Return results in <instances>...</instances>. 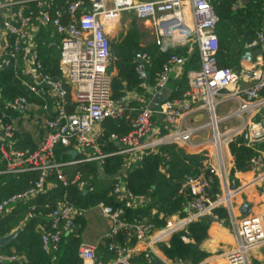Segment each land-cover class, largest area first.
<instances>
[{"label": "built area", "instance_id": "2783aa9c", "mask_svg": "<svg viewBox=\"0 0 264 264\" xmlns=\"http://www.w3.org/2000/svg\"><path fill=\"white\" fill-rule=\"evenodd\" d=\"M32 2L36 4L37 12L29 9ZM125 14L148 24L153 30L156 46L162 51L187 48L188 54L195 53L197 60L174 54L163 65L158 89L168 87L172 75L180 70L185 71L183 76L187 79L188 89L182 99L168 101L157 110L147 107L139 111L128 135H112L111 140L121 147L119 155L137 162L160 145L179 147L178 142L189 143L192 132H182L177 127L194 109L205 108L212 115L213 145L222 165L219 171L212 166L210 168L219 177L223 190L222 195L212 202L207 197L209 184L204 177L187 178L181 192H189L193 197L186 209L188 216L171 218L164 229L157 231L153 225L135 226L136 247L130 250L111 245L110 251L117 255V259L107 264H132L135 256L144 253L139 250L147 243L151 242V246L145 252L153 250L154 245L168 242L188 225L212 217L219 208L226 209L235 238L234 247L224 254L225 260L228 264H252V252L264 247V212L248 216L237 212L234 198L239 191L230 187L223 158V141L228 148L233 138L243 136V144L254 148L264 142V121L253 120L233 136L221 135L214 112L216 99L225 91L243 95L248 102L264 106V31L258 32L252 44L244 47L247 51L261 50L260 63L236 71L221 68L217 59L219 18L210 0H71L65 14L58 8L56 0H0V72L8 68L21 69L23 87L40 101L26 96L6 101L0 93V164L5 166L0 170V176L40 173L38 181L29 190L0 200V217L10 215L18 203L44 193L47 186L51 188L52 185L46 184L54 173L64 188L77 186L85 193L89 189L80 175L69 177L63 169L78 162L59 164L55 151L58 146L72 147L71 152H76L77 156L84 155L86 162L103 164L107 158L98 144L101 127L109 119H122L128 101L125 98L120 101L112 99V76L108 72L112 64L113 30ZM42 29H52L61 38L59 68L63 79H53L44 72L37 48ZM136 59V70L145 88L148 79L146 67L151 57L143 53ZM132 111L135 110L129 112ZM156 117L163 119L168 135L161 136V127L154 122ZM26 128L45 131L34 152L19 149L21 140L17 134ZM205 156L209 158L206 153ZM252 164L259 169L264 167V152L253 159ZM89 191L92 192L93 188L90 187ZM114 194L129 209L141 207L146 202L144 197L134 196L123 182L114 187ZM97 208L110 225L107 237L113 238L127 227L123 221V208H113L104 203ZM86 214V210L76 208L67 200L57 202L49 217L50 230H44L41 236L43 250L56 252L62 237L72 233L76 220ZM32 217L29 214L13 233H18ZM96 251L97 246L83 243L79 249L82 264H103L97 260ZM17 261V256L3 254L0 250V264ZM161 264L172 263L162 261Z\"/></svg>", "mask_w": 264, "mask_h": 264}, {"label": "trees", "instance_id": "16d2710c", "mask_svg": "<svg viewBox=\"0 0 264 264\" xmlns=\"http://www.w3.org/2000/svg\"><path fill=\"white\" fill-rule=\"evenodd\" d=\"M33 1V0H28ZM58 8L65 14L71 0H56ZM155 1V0H137ZM211 5L219 18L216 34L219 39L218 64L221 68L239 70L240 59L245 52L244 45L248 42V33L252 40L260 31H264V0H210ZM29 9L36 12V4L29 3ZM123 36V35H122ZM143 35L138 29L137 19L134 18L124 37L116 46L113 54L109 74L112 76V99L120 101L128 99L126 111L122 119L107 120L102 125L98 144L104 154L107 155L104 163L86 162L84 155H78L73 159L71 148L58 146L55 158L59 164L75 165L64 167L69 177L80 175L83 182L93 188L86 193L77 186L64 188L57 180L56 174H52L44 193L34 199L18 203L13 212L8 216L0 217V239L9 237L19 228V225L29 214L33 217L18 231L15 241L2 250L3 254L17 256L19 261L7 264H82L79 257V249L83 242L86 228L85 218L76 220V227L69 235H64L58 250L47 253L43 250L42 233L50 230L49 217L59 201L67 200L76 208L90 210L104 203L113 208H123L125 215L123 221L127 227L122 229L117 236L105 237L97 246L96 257L99 262H107L117 259V255L110 251L111 245H120L133 250L137 245L134 228L137 225H153L155 230L164 229L168 221L178 216H188L186 209L193 197L189 192H181L183 183L187 178L204 177L209 184L207 197L212 202L222 195V185L219 177L205 164L208 158L203 154H188L174 144H163L156 151L142 157L135 168L129 171L119 181V176L126 168L127 163L133 160L119 155L121 147L111 140L112 135L124 137L132 131L137 114L144 108L151 107L153 91L157 88L158 79L163 65L176 54L194 58L189 55L187 49H176L164 52L158 48L155 41L144 47ZM56 41V46L51 43ZM61 38L52 29H42L38 36V50L44 65V72L53 79H63L59 68L61 52L59 49ZM147 53L151 60L147 66V87H143L137 72V55ZM22 70L13 68L0 72V93L6 101L26 96L38 101L22 85ZM185 75L176 82L171 100L182 99L187 91ZM133 95L129 98V95ZM40 102V101H38ZM162 105V104H160ZM159 107V106H158ZM157 107V108H158ZM156 108V110H157ZM135 110L129 112L130 110ZM256 121H262L258 118ZM154 122L161 127V136L168 135L163 129V119L154 118ZM216 128V124H214ZM45 135L44 130L38 128L22 129L17 138L21 140L19 149L34 152ZM216 132V138L218 137ZM243 136L233 138L229 144L231 155L234 159V168L230 173L229 181L232 186L238 185L235 179L236 173H248L256 169L252 160L264 152V142L254 148H248L244 144ZM5 166L0 164V170ZM39 172H31L23 175L0 176V200L29 190L39 179ZM123 182L130 192L136 197H144L146 202L141 207L129 209L125 203H121L114 194V187ZM212 218L218 222L230 226L229 215L224 208L216 209ZM211 222L203 218L187 226L186 229L175 233L166 243L158 244L159 250L172 264H203L208 257L203 245L208 240ZM132 264H159L156 257L150 252L137 255L131 261ZM107 264V263H106Z\"/></svg>", "mask_w": 264, "mask_h": 264}, {"label": "crops", "instance_id": "0c3cea01", "mask_svg": "<svg viewBox=\"0 0 264 264\" xmlns=\"http://www.w3.org/2000/svg\"><path fill=\"white\" fill-rule=\"evenodd\" d=\"M21 1H26V0H21ZM145 25L149 26L148 24ZM141 34L144 36L143 44H142L144 47H147L149 44H152L155 41L153 30L151 27L149 33L147 31L145 32L142 31ZM124 35L125 33L123 34L122 37H124ZM54 43H56V41H53L51 43V46H56L54 45ZM179 49H187V48H179ZM194 54L190 52L191 56ZM195 57L194 58L190 57V58L195 60ZM261 60H262L261 50L259 49H252L249 51L245 50L244 54L240 59V66L242 68H251L253 67L254 64L260 63ZM181 72L182 70L172 75L171 82L168 85V87L171 88L172 90L174 89L175 83L179 82L183 77V74L185 73V71H183L182 73ZM187 88H188V82H187ZM157 89L158 86L153 91V101L151 106H153L156 103V99L159 95ZM162 93H165V91L163 92L162 90ZM129 96H130L129 98H131L133 95L131 94ZM251 105L253 106L251 107ZM214 115L217 120V129L219 133L221 135L233 136L236 133H240L243 129H245L246 124H248L253 120H257L258 118H260L262 121H264V106L260 104H253L248 102L246 100V97L243 95H234L232 91H225L222 94V96L216 99V107H215ZM211 122H212V115L207 109L196 108L192 113L185 116V118L178 125L177 129L182 132H192V137L188 141L189 143H184V146L186 147H183L182 149L188 154H199L201 151H204L203 155H205L206 153L209 157L205 166L206 167L212 166L213 168L219 171L221 170L222 165L220 163V159L217 156V150L213 145L215 133ZM223 158L229 179L230 173L234 168V159L231 155L229 147L223 150ZM235 179L238 185L232 186L230 184V187L232 190L238 189L239 191L234 198V204L237 209V212L241 214L242 207L247 205L250 207L251 214L263 213L264 212V167L260 169L256 168L254 171L248 173H236ZM86 228H87V223H86ZM208 235L209 238L203 245L205 251L208 253V257L203 262V264H228L224 258V254L228 250L232 249L235 244L234 232L232 229L231 222H230V226H225L224 223L218 221L215 223L211 222V227L209 229ZM105 237H106L105 235L100 236L95 241H92L89 238L87 239L84 231L83 242L88 245L98 246V244ZM10 245L4 248L0 246V250L2 251L3 249L9 247ZM251 260H252V264H264V247L253 251L251 254Z\"/></svg>", "mask_w": 264, "mask_h": 264}, {"label": "rangeland", "instance_id": "374dc122", "mask_svg": "<svg viewBox=\"0 0 264 264\" xmlns=\"http://www.w3.org/2000/svg\"><path fill=\"white\" fill-rule=\"evenodd\" d=\"M134 20V16L133 15H129V14H125L123 19L121 20V22L118 24L117 28L113 30V34H112V43H113V54L114 52L116 53V46L117 44L120 42L122 35L129 29L130 25L132 24ZM146 23H141L137 21V26L140 32L142 31H147L148 33L150 32V27L145 25ZM195 60H197V57H195ZM188 69V68H187ZM165 125H163V129ZM179 147L182 149L184 146V142H178ZM226 149L225 143L223 141V150ZM137 162H133V163H127L126 168L122 171L121 175L119 176V181H123L124 176L131 171L133 168L136 167V165L138 164L139 160H136ZM87 223V228L85 230V234L87 239L89 238L92 241H95L96 239H98L100 236H108L110 233V228H109V223L107 222V220H105L102 216L101 211L96 207L93 209H90L87 211L86 216L84 217ZM175 218H179L178 216L173 217V219ZM148 244V245H147ZM145 246L141 247L140 251H144L145 249H149V246H151V242L147 243ZM150 253H154L153 255L156 257L157 261L159 262V264H161L162 261H166L168 262V260L165 258V256L163 255V253L159 250L158 245H154L153 246V250L148 251ZM107 262H102L103 264L108 263Z\"/></svg>", "mask_w": 264, "mask_h": 264}, {"label": "water", "instance_id": "95a60500", "mask_svg": "<svg viewBox=\"0 0 264 264\" xmlns=\"http://www.w3.org/2000/svg\"><path fill=\"white\" fill-rule=\"evenodd\" d=\"M248 44H252L253 40L252 38H250V33H248ZM165 91V93H162V90L161 89H157V92L159 93L157 99H156V103L151 106L152 109H155L157 108L158 106H160V104H164L168 101H170V98L172 97V94H173V90L169 87H166L163 92ZM73 157V159H75L77 157V153L76 152H71L70 153ZM187 212V210H186ZM241 214L244 215V216H248V215H251V210H250V207L245 205L244 207H242L241 209ZM208 220L212 223H215L217 222L216 219L212 218V217H209ZM18 236V233L15 232V233H12L9 237L7 238H4V239H0V246L2 248L10 245Z\"/></svg>", "mask_w": 264, "mask_h": 264}]
</instances>
